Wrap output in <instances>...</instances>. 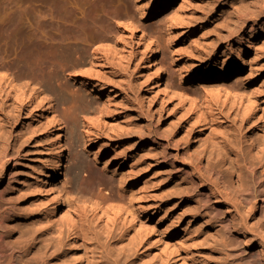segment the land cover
Wrapping results in <instances>:
<instances>
[{"label":"rangeland","instance_id":"374dc122","mask_svg":"<svg viewBox=\"0 0 264 264\" xmlns=\"http://www.w3.org/2000/svg\"><path fill=\"white\" fill-rule=\"evenodd\" d=\"M110 1L112 9L122 12L125 3L137 4L141 0ZM263 1L177 0L181 5V20H169L170 23L160 25L167 11L142 21L145 33L159 45L158 49L165 45L162 49L167 47L170 50L164 57V61L167 59L163 68L164 79L179 92L187 93L188 97L196 96L201 93L204 84L212 83L210 75L197 78L195 68L200 66L202 73L211 65L220 66L223 52L232 61L242 56L247 62V69L251 65L256 68L257 77L246 83L250 92L244 99L249 105L256 101L254 105H257L258 116L239 109L223 98L210 104V107L207 103L203 104L200 112H204V118L201 121L185 102H167L155 96L150 105L147 104L145 88L134 65L141 47L137 33L130 37L135 60L128 67L129 75L123 80L113 77L121 81L119 89L114 83L101 82L106 91H117V95L110 105L109 114L103 118L101 128L90 130L96 147L105 146L106 153L100 161H109L110 169H102L100 163H94L84 150L78 109V117L74 120L69 114L74 112V104H58L67 143L66 166L57 177L63 213H52L38 199L33 186L37 179L31 176V172L41 164L45 154L43 123H40L39 117L31 120L28 110L17 111L18 116L15 117L14 99L3 98L0 102V141L5 139L11 145L9 156L2 161L7 167L0 183V235L4 241L10 246L22 248L27 239L35 238L36 246L31 252L39 249L47 255L46 245L54 249L52 262L48 264H77L70 256L72 249L68 246V222L65 218L66 212L73 213V207L64 201V192L70 191L75 199L82 194L101 195L105 204L117 205L128 200V190H131L134 200L140 199L141 203L151 205L148 211H154L152 218L142 215L130 223L114 220L113 225L107 217L96 219L87 212L85 220L92 244L85 249L89 260L87 257L84 264H203L201 261L210 254L212 246L218 256L223 250L222 242L229 246L228 254L232 255V262L264 264V202L262 204L261 192L257 188L258 182L261 183L264 193V10L255 17H248L247 14L249 9L257 10ZM20 2L31 4L32 8L35 5L34 0ZM1 6L0 22L5 18L6 11L10 12L7 6L6 9L4 4ZM241 11L248 15L244 18L245 28L238 23ZM23 22L26 26L29 20ZM235 28L239 31L231 34L230 31ZM164 29L174 33L169 37V46ZM27 30L16 32L8 39L0 33V75L15 57L13 37H28L30 33ZM178 31L184 35L175 38ZM240 37L241 41H236ZM191 63H194V68H190ZM179 70L189 71L190 80L181 82ZM47 78L46 75L43 77L45 80L39 85L40 90L45 96L55 97ZM67 81L73 89L78 87L71 78ZM148 146L152 148L150 151H147ZM232 160L240 161V166L242 162L256 166V179L252 181L255 194L251 195L258 203L255 210L237 200L228 187L215 177L205 175L198 166L216 163L225 179L237 186L240 167ZM114 168L133 177L120 187L119 176L113 173ZM161 216L166 225H173L172 229L179 232L164 238L177 250V259L164 256L161 250L163 241L151 250L144 244L152 234L162 238L158 234L159 227L155 226ZM18 217L20 220H17ZM221 220H225L227 227ZM11 222L17 224L13 234L9 232ZM144 224L150 228L155 226V229L140 241L142 230L146 229ZM234 232L239 239L233 235ZM5 242L2 241L0 246H6ZM16 264L31 263L17 257Z\"/></svg>","mask_w":264,"mask_h":264},{"label":"bare ground","instance_id":"6f19581e","mask_svg":"<svg viewBox=\"0 0 264 264\" xmlns=\"http://www.w3.org/2000/svg\"><path fill=\"white\" fill-rule=\"evenodd\" d=\"M20 1L0 0V6L4 4V7L7 6L10 10V12L7 10L8 13L7 11L6 14L4 13L5 18H2L0 22L1 35L8 39L14 33H19L22 30L28 29L27 32L30 33V36L25 38L13 37L15 38L13 39L15 57L13 55L14 58L10 60L11 63L7 61V63L9 62L8 66H5V69L1 72L0 102L3 98L12 97L16 107L15 113H13L15 117L18 116L17 111L28 110L31 113V120L39 117L40 123L44 125V158H42L41 164L33 169L31 176L37 179L33 186L37 191L38 199L52 213L56 211L63 213L60 200L61 189L58 186L57 177L66 166L67 148L66 133L63 131V121L58 104L60 102L74 104V112L69 114L72 115L73 119L78 117L76 116V110L78 109L79 127L84 134L82 141L84 150L90 154L94 163H100L102 169H110L108 166L109 161L106 163L100 161L106 153L105 146L96 147L95 138L90 136V130L101 128L103 118L109 114L110 105L117 95V91H106L104 84H101V82L111 83L112 85L114 83L119 89L120 80L129 75L127 74L129 73L128 67L131 61L135 60V51L130 37L132 38L135 33H137L138 41L141 42V47L140 56L134 65L137 67L136 72L145 88L147 104L150 105L155 96H160L163 101L167 102L175 101L181 104L185 102L199 116L198 119L201 121L204 118V112H200L203 104L207 103L210 107V104L212 105L223 98L236 104L243 111H248V113L255 114V116L259 115L257 105H254L256 101L253 102V105L245 103L244 98L250 92L246 87V83L254 80L257 74L254 66L251 65L247 69L245 66L247 62L243 60L242 56H238L239 60L232 61L230 56L223 52L222 55L224 56L220 66L211 65L206 67L202 73L200 66L198 69L195 68L197 78L202 75L207 78L210 75L212 83L204 84L201 93L197 94L196 92L197 95L194 94L193 97H188L187 93L179 92L173 84L164 79L163 68L166 66L164 62L167 60L164 61V57L166 51L169 54L170 50L167 47L162 49L165 45L160 46L162 51L158 49L159 45L153 42V39L145 33L142 21L152 15L163 14L167 11L168 14L160 22V25H166L169 20H181L183 18L179 12L181 5L178 4L177 0H141L137 4L125 3L122 12L112 9L110 0H34V8L31 4L24 5ZM249 10L248 12L244 11L247 12L248 17L257 16L259 12L264 10V1L261 5H258L257 10ZM247 16L242 11L238 15V23L244 28L246 24L244 18H247ZM26 20H29V23L25 26L23 21ZM166 28L168 29V27ZM238 31L239 29L235 28L230 33ZM165 32L167 33L165 37L167 36L166 42L168 45V43L170 44L169 37L174 33ZM177 33L179 34L175 35V38L184 35L181 31ZM240 39L242 38L240 37L236 41H241ZM5 57L7 58V56ZM170 57L173 60V57ZM194 66V63L190 64V68H194ZM188 73L189 71H178L181 82L182 80H190ZM45 75L48 77L49 89L53 90L55 97L45 96L40 90L41 86L39 85L45 80L43 79ZM113 77H119L120 80H115ZM68 78L76 82L78 87L73 89L67 81ZM81 90L86 93L83 94ZM0 129H2L1 124ZM0 144L1 183L7 167L6 163L2 161L9 156L11 145L5 139L2 142L0 141ZM148 147L147 151H150L152 148ZM149 153L146 152V154ZM15 155H18V153ZM195 157L198 158L197 155ZM232 162L240 167L237 186L225 179L223 172L217 168L216 163H209L204 166L199 164L198 166L205 172V175L215 177L224 186L228 187L237 200L245 202L251 210H255L258 203L251 195L255 194L252 181L256 179V166L243 162L240 166L241 162L238 160H232ZM259 164L262 166L261 162ZM113 173L118 174V185L120 187L128 178L133 177L132 175L126 176V173L117 170V168L113 169ZM196 185L197 182L194 181V186ZM257 188L261 192L260 198L263 204L262 184L258 182ZM128 192V200L117 205L105 204V200L101 195L94 196L90 194L87 196L82 194L75 199L70 191L64 192V201H67L68 205L73 207V213L66 212L68 215L65 213V218L68 222V246L72 249L70 256L77 261V264H84L87 261L88 254H86L85 249L92 244L89 242V230L85 220L87 212L96 219L105 216L113 225L114 220L130 223L142 215L149 219L152 218L154 211H148L151 205L141 203L140 199L134 200V192L131 190H128ZM207 200H210L208 195ZM162 219L163 216L157 220L155 225L159 227L158 234L162 238H157L156 234H152L144 244H147V249L151 250L155 244L163 241L161 250L164 256L168 259H177V250L173 249V245H170V242L164 238L173 237L179 232L172 229L173 225H166V221L163 222ZM17 220H20V217ZM220 222L227 227L225 220ZM11 223L9 232L13 234L17 224ZM189 223L190 221L187 223V227L190 225ZM144 226L146 225L144 224ZM155 226L152 228L146 226V229L142 230L144 232H141L140 241L146 238L150 231L155 229ZM233 235L239 239L235 232ZM2 241L5 242L4 237L0 235V245ZM35 241V238L27 239L22 244V248L10 246L5 242L9 248L6 249L5 245L0 246V264H16L17 257L31 264H48V262H52L54 249L48 245H46L47 255L39 249L31 252L32 248L36 246ZM222 249L216 256L214 246H212L210 254L201 263L236 264L230 260L232 255L228 254L229 246L225 242H222ZM151 253L153 256L155 255V253Z\"/></svg>","mask_w":264,"mask_h":264}]
</instances>
